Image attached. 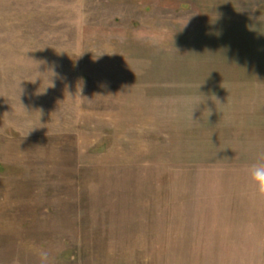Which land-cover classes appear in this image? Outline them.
I'll return each instance as SVG.
<instances>
[{
    "label": "rangeland",
    "instance_id": "rangeland-1",
    "mask_svg": "<svg viewBox=\"0 0 264 264\" xmlns=\"http://www.w3.org/2000/svg\"><path fill=\"white\" fill-rule=\"evenodd\" d=\"M221 17L0 0V264H264V31Z\"/></svg>",
    "mask_w": 264,
    "mask_h": 264
},
{
    "label": "crops",
    "instance_id": "crops-1",
    "mask_svg": "<svg viewBox=\"0 0 264 264\" xmlns=\"http://www.w3.org/2000/svg\"><path fill=\"white\" fill-rule=\"evenodd\" d=\"M212 8L213 14L221 15L223 19L227 16L230 25L234 16V22L241 25L236 26V30L264 31V0H212Z\"/></svg>",
    "mask_w": 264,
    "mask_h": 264
},
{
    "label": "clouds",
    "instance_id": "clouds-1",
    "mask_svg": "<svg viewBox=\"0 0 264 264\" xmlns=\"http://www.w3.org/2000/svg\"><path fill=\"white\" fill-rule=\"evenodd\" d=\"M54 86L52 83L49 87ZM211 111L209 110V115ZM264 159V158H262ZM249 179L255 188L256 193L264 198V162L256 163L247 169Z\"/></svg>",
    "mask_w": 264,
    "mask_h": 264
}]
</instances>
